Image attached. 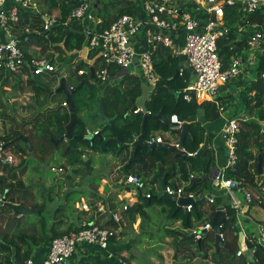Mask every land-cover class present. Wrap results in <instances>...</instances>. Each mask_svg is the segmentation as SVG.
<instances>
[{
    "label": "trees",
    "instance_id": "trees-1",
    "mask_svg": "<svg viewBox=\"0 0 264 264\" xmlns=\"http://www.w3.org/2000/svg\"><path fill=\"white\" fill-rule=\"evenodd\" d=\"M50 4V8L58 7L60 9L61 19H65L68 15L70 5V0H47ZM95 3L96 7V17L101 18V21L96 24V29L101 30L104 27L109 26V24L118 16L128 13L133 14L134 5L129 0H110L108 3L112 4L113 7H117L116 13L113 14H103L99 9L101 6V0ZM180 8L184 12H188L192 17L197 19L199 25L202 27L208 21L210 15L206 13L202 8H196L195 4L189 0H182L179 2ZM20 19L23 24L33 22H40L41 13H32L25 9H19ZM53 13V12H50ZM224 16H230V21L227 22L228 25L233 24L234 22L239 21V24H262L264 22V5L256 9L252 13H243L238 5L235 6H225L224 7ZM237 28L232 27L229 29V32L223 37L217 40V50L221 58L222 68H226L230 63L231 56H239L240 51L247 47V41L245 39L235 41ZM86 34L83 31V27L80 25V22H72L71 24L63 25L60 20L55 24L50 30L44 31L41 34H31V41L24 47V51L28 52L29 45H33L34 42L42 43L43 45H48V43H55L57 41L65 40V46L67 48L80 49L85 42ZM58 48V47H53ZM66 57L59 56V66L64 64ZM166 60H163L160 64H156V71L158 72L160 79L156 87L151 91V95L146 99L144 103L145 111H149L151 114L160 113L161 116L166 114L171 115L173 112L183 113L184 117L187 110H193L192 100L187 101L183 98L184 91L182 90L187 85V70L184 69L183 75H176L177 65L179 64L178 58L171 57L170 53L167 54ZM68 58H66L67 60ZM69 63V62H68ZM77 69H89L91 66L87 62H78L75 64ZM95 66V64H94ZM181 68V67H180ZM77 69H73L70 72L69 78L67 79L68 84L71 86L77 85L81 79L87 78L91 79L93 83L96 84L95 87L91 88L86 85H82L77 89L73 94V99L75 106L77 107L76 111V121L72 125L71 132L74 136L69 144L68 140L61 139L57 144H54V141L65 132L64 125L69 122L70 115L68 108L63 106L61 103L65 98H59V94H64L62 92H54L53 89V79H47L46 82L41 76L30 77L24 81V85L19 80H15V77H6L3 72H0V79L4 78V85L10 86L13 90L18 89L21 94L24 92L31 93L32 103H27L21 106L22 110H26L30 115L28 118L20 119L15 114L16 113V101H12L11 110L8 112L9 102H0V111L1 115L4 117L2 120L9 118L12 120L15 125L10 127L7 132L2 131V136L0 137L5 143V150L12 148L14 154L18 157L20 156V161L16 165L0 163V195L2 196L6 191V200L9 202H18L21 197L22 190H25V205L39 210L36 220L26 219L24 216L12 215L10 214V209L0 205V252L3 254L0 257V264H17L22 262L30 257L31 248L33 245L41 244L45 241H51L54 237L67 234L69 236L74 235L80 229L85 227L79 219V215L76 213L71 220L69 212L65 209V205H60L55 208H52L49 222L48 219L43 215V210L49 206V202L53 200L50 189L45 188L42 190H37L33 193H30V188L33 187L31 184H26L25 181L19 179V173L22 175L24 173L23 169L28 165L29 158L28 156L35 150L42 153L50 152L53 148L59 151L65 158V163L59 164L60 168H65L67 171L66 179L68 181L72 180L71 174L74 175V180L76 177L82 176L85 177L91 173L95 161L92 158L84 160V155L87 152H95L101 154L111 153L114 156H121L125 152L123 158H121L122 164H124L129 159V144L134 140V138L142 134L147 140L151 139L150 131L163 127L161 123L155 121L152 117H147L145 122L142 123L143 113L138 112L133 114V118L130 121L125 123H117L118 119H122L127 115V111L134 105L135 100L142 93V85L136 77H130L127 75H122V78L117 83L112 85L101 84L102 87L98 90V81L95 78L90 77V71L82 75H78ZM258 75L264 71V53L261 54L258 58L257 67ZM119 73V69L114 70L112 73ZM58 73V72H57ZM9 76V75H7ZM53 77V76H52ZM11 80L14 82H11ZM17 82V83H15ZM13 83V84H12ZM3 85V86H4ZM255 90L254 96L251 97L247 103L246 107L251 109H257V117L260 119L264 115V86L259 78H257L254 85L251 87ZM2 92L4 91L1 89ZM172 90L178 91L177 94H174ZM5 92V91H4ZM10 97H14L15 94L9 93ZM102 99L103 112L107 118L111 120L105 124V120L100 116L92 117L98 110L99 99ZM1 101V100H0ZM47 102L56 103L55 106L45 107L43 112L38 109L39 105H46ZM254 103L250 106V103ZM15 104V106H14ZM199 107L203 108L205 111V117L207 119H213L218 117V109L214 102L204 101ZM173 111V112H172ZM80 112H86V116L83 117L78 115ZM16 115V117L14 116ZM176 114V113H175ZM177 116V115H176ZM101 119V123L98 126H95L94 129H98L99 133L105 137L110 138L108 141L100 139L98 136L94 137L89 141L85 134L86 129H89L87 122H94L96 119ZM152 122L153 126H148V123ZM166 122V120H165ZM29 126L28 131H21V128ZM258 123L254 119L244 120L240 122V128L236 136L238 139V162L234 169H227L224 172L226 179H232L237 181L240 186L253 187L254 184V174H258V170L261 173H264V143L260 140L258 134ZM92 129V130H94ZM168 130V129H167ZM24 134L28 136L29 143L32 149V152L28 150L27 146L21 140H17L19 134ZM200 137H197L195 134L191 140L192 144L191 153L197 151L198 143L200 142ZM19 142H22V145H17ZM85 144L88 148H84ZM61 145L63 147L61 148ZM10 148V149H11ZM31 152V153H30ZM169 151L157 148L153 151V155L147 153V149L143 146L137 147L135 151L134 158L126 165V168L123 170L122 167L119 169L121 173H124L126 176L129 174L130 168L135 165L140 166L141 171H151L157 167L159 164L160 167L167 164V154ZM189 160L192 163L195 161L197 166H191L190 174L194 170L201 171L198 162L195 159L194 155L188 156ZM198 159V158H197ZM204 161L205 170H208L209 167L213 164V151L208 147L204 148L199 156L198 160ZM69 169L71 171H69ZM19 170V171H18ZM176 167L173 166L168 171V174L175 175ZM18 171V172H16ZM54 171V170H51ZM148 171V172H149ZM185 173L187 178L190 174L187 171L182 170ZM69 172V173H68ZM125 176V177H126ZM7 178H10L11 181L5 184ZM101 176L94 179L91 178V182L88 180L82 179L83 183H92V187L89 189H84V193L89 197H92L94 202H90L89 206L91 211H95L97 206L95 203L101 202L107 206V210H115L118 205H121L124 201L119 200L117 195L110 193L108 195H101L97 191V186L101 180ZM165 184H168L167 178L164 179ZM142 183L145 184L144 181ZM122 184V183H121ZM123 185L121 187L124 190H133V186ZM57 186L60 187V181H57ZM120 186V185H119ZM122 186V185H121ZM207 186V181L204 178H200L198 181L190 177L189 184L185 187L186 192H193L196 195L205 194ZM257 188L259 184L256 185ZM68 195V192H66ZM156 195L153 194L151 198H145L142 195L138 196V199H144L148 202L153 200H159L154 198ZM166 201L168 204L172 203V209L169 212V218L175 219L179 217V212L181 209L175 211V204L172 201L168 200H159ZM75 210H78L75 207L76 200L73 202ZM202 202H196V206ZM252 204H260L264 208V193H260L258 199L253 200ZM251 204V205H252ZM195 206V213L193 212L196 220H201L203 222H210L211 217L207 216L201 218V212L198 207ZM223 207L226 212V220L221 226V233L224 236V242L222 245L216 249L213 245L215 231L211 227L208 231L205 232L199 245L197 241L193 239H182L180 236L184 233L179 232L178 230L166 228V232L170 236L175 237L174 248L175 254L174 258L178 253H187L185 255L189 259L199 258V261L196 264H253L249 262L244 253L237 255L236 251L238 250V228L235 226L236 222V213L235 210L230 206V204H223ZM130 210L134 213H139L141 217H145L146 212L144 210V205L141 200V204H132L129 207ZM128 210L124 212V218L128 223L132 220V215L129 217ZM193 209V210H194ZM214 210L216 208H213ZM192 210V211H193ZM82 211V210H81ZM190 211V212H192ZM99 218L103 217V214L98 215ZM182 218V223L184 228H189L192 225L191 215L188 212V215H184ZM98 223V220L96 221ZM264 223V221H262ZM106 226H115V223L110 219H106L104 224ZM248 249H253V258L255 264H264V249L260 245H256L254 242H250L249 239H246ZM224 244H228L230 248L226 247ZM179 246V247H178ZM49 247V246H48ZM98 249V248H97ZM100 250V249H99ZM73 257V256H72ZM99 253L89 254L85 257H82L77 263L78 264H98L100 262ZM124 260H128L125 257H122ZM128 262V261H127Z\"/></svg>",
    "mask_w": 264,
    "mask_h": 264
},
{
    "label": "built area",
    "instance_id": "built-area-1",
    "mask_svg": "<svg viewBox=\"0 0 264 264\" xmlns=\"http://www.w3.org/2000/svg\"><path fill=\"white\" fill-rule=\"evenodd\" d=\"M14 1L17 3L16 5L6 7V0H0V72L9 75V77L20 76V79L26 81L30 77L52 75L56 76L57 81H59L60 77L68 78L70 72L77 69L73 68L76 63L85 61L92 67L94 76L99 83L112 85L120 81L122 75L130 69L136 59L145 81L150 88H154L159 82L160 76L154 67L153 57L158 46L163 45L168 49L171 57L184 58L194 72L192 82L187 81V85L183 88V98L187 101L192 100V93L195 96L205 97L215 103L220 114H222L224 107L217 99L219 87L236 78L244 70V64L239 56H231L229 65L224 69L222 68L221 58L217 50V40L229 32V28L222 23L224 7L238 5L243 13L248 14L264 5V0H189L195 4L196 8H202L210 15L209 21L201 27L197 19L180 8L179 2L182 0H142V7L147 19L142 20L133 14L125 13L115 18L109 26L101 30L93 27L83 28L86 39L80 49L67 48L65 40L62 39L57 43L38 45L35 52L30 53L34 46L29 45L28 52L24 51V47L30 43L31 34H41L48 31L60 20L63 25L80 22L87 15L94 1L72 0L69 2L70 9L65 19L60 18V13L46 14L37 29L29 24L23 25L19 15L18 5L28 6L32 3V0ZM212 15H214L215 21L211 20ZM254 25L258 26V29L254 30L246 40L248 47L251 49L260 47L261 42L264 40V22L262 24L255 23ZM180 29L185 32L184 40L182 45L176 46L170 34ZM237 30L241 31L240 28H237ZM139 33L143 34V47L137 53L134 48V40ZM53 47L60 48L63 57L79 54L74 60L69 61L68 64L71 70L69 69L67 74L60 75V72L57 73L56 65L59 63L58 58L60 55L58 56L57 53L52 52ZM83 50L86 51L85 58L82 57ZM260 55L259 53L256 57L259 58ZM116 69H119V73H112ZM87 71L83 68L77 69L76 74L82 75ZM178 74L182 76L183 72L180 70ZM258 78L264 86V71L258 75ZM61 104L67 107L65 101ZM138 112L144 111L141 107L133 110V113ZM170 119L172 123L180 122L175 114L171 115ZM250 119H254L258 123V134L260 140L264 143V115L260 119L247 116L225 117L220 136L226 152V161L223 167L213 175V179L219 188L227 191L235 189L236 192L241 193L242 197L240 199L230 198L229 202L235 210L237 219L241 216L240 214L247 215V208L255 200L254 192L247 186H240L237 181L226 179L224 172L227 169H234L238 162V139L236 134L239 131L240 122ZM173 128L171 127V129ZM98 133V129H86L85 136L88 137ZM64 140L67 139L64 138ZM155 141L161 142L162 139L157 137ZM194 153L189 152L188 155H194ZM0 163L16 164V157L11 151L5 150V143L1 138ZM192 176L190 174V177ZM261 176L258 189L264 192V173ZM124 182L131 184L145 198H151L154 194L153 190L144 189V183L137 175H127ZM162 192L192 199L193 202L183 206L186 212L192 211L196 202L214 203L212 196L206 193L196 195L193 192H186L184 187L180 185L165 184L164 190L161 189ZM1 204H3V201L0 195ZM78 204L85 211L90 209V206L82 201ZM128 204V202L123 203L119 210H107V206L103 203H96L95 214L107 213L108 219L113 221L116 227H109L94 220L85 221L82 223L85 227L74 235L63 234L51 239L48 252L43 260L35 262L29 257L17 264H69L77 248L84 245L106 250L109 242L116 238L120 224L125 221L123 213L129 209ZM209 229H211L210 222H205L201 226L192 229L193 240L195 242L200 241ZM219 238L222 241L220 245H222L224 236L221 232ZM246 239L264 249V223H258L255 232L243 236L242 243L236 251L237 255L246 251L253 255V249H248ZM108 255L110 256V254Z\"/></svg>",
    "mask_w": 264,
    "mask_h": 264
},
{
    "label": "crops",
    "instance_id": "crops-1",
    "mask_svg": "<svg viewBox=\"0 0 264 264\" xmlns=\"http://www.w3.org/2000/svg\"><path fill=\"white\" fill-rule=\"evenodd\" d=\"M133 3V15H135L137 18L139 19H147V15L142 7V0H129ZM17 3L14 0H6V7H11L16 5ZM18 9L22 8L25 9L27 11H30L32 13H41L40 14V22L36 23L33 21H30V23H27L29 25H31L33 28H38L40 26V24L42 23V19L44 17V15L46 14H50V12H55V14L60 13V9L58 7L55 8H50V4L47 0H32V3H30L28 6H20L18 5ZM20 11V10H19ZM117 11V10H116ZM116 11L114 13H116ZM94 10H92L90 12L89 15H86L81 21H80V25L83 28H95L96 24H98L101 21V18H97L96 15L93 14ZM96 12V10H95ZM113 14V13H111ZM125 14V13H124ZM21 18V17H20ZM230 16H223L222 18V23H224L225 26H227L229 29H231L232 27H236V28H240V32L237 30L236 32V36H235V41H239L242 39L247 40V37L254 31L258 29V26H255L254 24H239V21L234 22L231 25H228L227 22L230 21ZM22 23V21H21ZM23 24V23H22ZM26 25V24H23ZM184 34L185 32L183 30H178V31H174L170 34L174 45L176 46H180L183 43L184 40ZM142 40H143V34L139 33L135 40H134V48L136 50L137 53H139L140 50H142ZM57 43V42H56ZM38 45H42V43L39 42H34L33 43V49L30 51V53H34L35 49ZM54 50L52 52L57 53L58 56H62V51L60 48H53ZM257 53L256 50L254 48H249L248 45L247 47L243 48L240 52V59L242 61V63L244 64V70L234 79L230 80L229 82H227L224 85H221L218 89V93H217V99L219 101V103L224 107V110L222 111V114H218V117L213 118V119H207L205 117V111L203 108L199 107V105L204 102V101H209L207 98H202L201 96H195V100L196 103H193L194 107L193 110H187L186 115L184 117L183 113H177V112H173L171 113V115H177V119L180 121L179 123L186 121L189 124V130L191 132V136L189 134H186V136L184 137L183 140V149L189 153L191 151V147L192 144L189 140H191V138H193L194 134L197 137H200V135H202V138L200 139V142L198 143V148L204 143V138L207 137V141H208V148L211 149L213 151V164L209 167L208 170H205L204 167V161L203 160H198L197 157H195L196 161L198 162L201 171L198 170H194L191 171L193 172V178H195L197 181L200 178H204L207 181V186H206V190L205 193L212 196L214 198V203L213 204H209L207 202H202L200 203V211L203 213V218L210 216L212 217V215L214 214L215 210L213 208H217L219 206L223 207V204H230V198L232 199H240L242 197L241 193L236 192L235 189L232 191H227L224 189H221L217 186L216 181H214L213 179V175L216 173V171L219 169H221L223 167V165L225 164L226 161V152H225V148H224V144L223 141L221 139L220 136V132L224 123V118L228 117H237V116H247L249 118H255L257 117V109H251L249 110L246 107V103L247 101L254 96L255 90L252 89L251 87L254 85V83L256 82L257 78H258V71L256 69L257 67V62H258V58L256 57L257 54H263L264 53V40L261 42L260 47L257 48ZM243 52V54H242ZM82 57L85 58L84 56L86 55V51L83 50L82 53ZM167 54L169 55L168 49L166 47H164L163 45H159L158 49L153 57V62H154V67L156 64H160L163 60H166V56ZM77 56H79V54L77 55H72L70 57H66L68 58L66 60L63 61L64 64H61V67L58 69L59 63L57 66V72L62 73V71L64 70V68L69 67L68 62L74 60ZM179 60V64L177 65V67H179L178 72L181 70L182 72H184V69L186 68L187 70V79L190 82H192V80L194 79V73L189 71L188 68L185 66L186 61L184 58H180L177 57ZM59 60V59H58ZM70 63V62H69ZM181 67V68H180ZM156 69V67H155ZM158 73V72H157ZM253 73H255L256 77H254ZM125 75L130 76V77H136L139 82L142 85V92L143 89L146 87H149L148 83L145 81L141 70L139 69V66L137 65V61L135 59L133 65L130 67V69H128L125 73ZM123 74V75H124ZM179 75V74H177ZM6 77H9L5 74ZM176 76V75H175ZM4 78L2 77L0 79V87L5 91H3V93H6L7 96L5 97V102H9V105L11 107V102L15 101L14 98H17L20 95H24V94H30V92H24L21 94V92L16 89L13 90L10 86H7L6 84L4 85ZM15 80H19L21 81V83L24 85V81L23 79H20V76H16ZM41 78L44 79H53V83H57L58 81L55 80L52 75H43L41 76ZM90 82H92L91 79H89ZM11 82H13L11 80ZM14 83V82H13ZM12 83V84H13ZM17 83V82H15ZM93 83V82H92ZM117 83V82H116ZM4 85V86H3ZM54 86V84H53ZM98 86H100L99 88H101L102 86L100 84H98ZM155 88V87H154ZM154 88H150L149 87V94H145V97L142 100V105L139 106L137 104V98L135 100L134 105L127 111V115L122 118V121L125 123L126 121H130L133 118V111L132 108L134 106L136 107H141V109L144 112L141 113H145V109H144V103L146 101V99L149 98V96L151 95V91ZM8 90V91H7ZM183 90V89H182ZM9 93L11 94H15L14 97H10ZM142 94V93H141ZM4 95V94H3ZM2 95V98H3ZM59 98H64L65 96H63L62 94L58 95ZM65 101V98L63 99ZM17 102V101H16ZM29 103H32L34 105V103L32 101H30ZM56 103H50L47 107H52L55 106ZM254 103H250V106L253 105ZM24 105V104H23ZM22 105H20L21 108ZM22 110V108H21ZM12 112V110H11ZM23 112H27L26 110H23ZM30 114V113H29ZM158 114V113H157ZM154 115V114H153ZM156 115V114H155ZM171 115L169 116V114H166L165 116H161L160 114V119H155L156 122L161 123L163 125V127L151 130L149 133L151 135V139L155 140V138L157 137H161L162 141L158 142V143H169L170 145H175V143H177V138L174 136L175 133L178 132V128L176 126H173L174 123L171 122ZM101 120V119H100ZM166 120V122H165ZM102 121V120H101ZM99 122V123H96ZM145 121L142 120V123H144ZM94 123L96 124V126L100 125V121L98 119H96L94 121ZM178 124V123H177ZM148 126H153L152 122L148 123ZM171 127H174L173 129H171ZM168 129V130H167ZM146 139V138H145ZM147 140V139H146ZM149 141V140H147ZM197 148V150H198ZM157 149V148H156ZM128 152L130 153V146L128 149ZM178 150L177 151H173L168 153L167 156V164H165L164 166H161L158 164L157 167L155 166V168L151 171L149 170H145V171H141L139 172V165H135L134 167L130 168L129 170V174H134L139 176L141 179L142 177H145V180L143 181L146 183L147 188L145 187L144 184V189L146 190H153V193L155 195H160L161 194V187H160V179L158 177V172L160 171L164 176V179L167 178V182L168 184L171 185H180L183 186L184 189L185 187L189 184L190 182V175L186 178L185 177V173H183L182 170L187 171L188 174H190L189 169L191 170V166L195 165L197 166V163L194 161L192 163V161L189 160L188 156L183 159L182 157H180L178 155ZM196 152V151H195ZM109 154L111 153H107L106 155L109 156ZM105 155V156H106ZM125 155V152L122 153L121 156L117 157L115 156L116 159V164L115 165V169L114 171H108V172H100L99 176H101V180L99 182V185L97 186V191L99 194L101 195H108L110 193H114V195H117L119 200L124 201L123 203H129V207L132 204H141V199H138V196H141V194L139 193V191L137 189H133V190H124L121 187H123V185H126L124 180H125V174L120 172V168L123 166L122 162H121V158H123ZM130 157V154H129ZM96 161V160H95ZM97 162H95L96 164ZM173 166L176 167V172L175 175L172 174H168V171L173 168ZM149 171V172H148ZM210 173V176L207 177V174ZM91 174V173H90ZM128 174V175H129ZM112 175V176H111ZM122 183V184H121ZM120 185V186H119ZM122 185V186H121ZM130 185V184H127ZM85 188L89 189L92 187V184L90 183H85ZM132 186V185H131ZM157 188V189H156ZM158 190V193L157 191ZM90 200V201H89ZM169 201V200H168ZM82 202L86 203L89 205L90 202H94V200L92 199V197H88L86 200H83ZM101 203V202H96ZM95 203V205H96ZM123 203H121V205H118V207H116L115 210H119L121 208V206L123 205ZM174 203V202H173ZM175 204V211L177 204ZM196 206V204H195ZM198 207V205L196 206ZM160 211L162 214L166 215V223H168L169 226H172L171 229H175L178 230L181 233H184V235H190L192 229L201 226L202 224H204L205 222L201 223V220H196L195 216L191 217V221H192V225L189 228H184V224L182 223V218H175V219H171L169 218V212L172 209L171 207L164 205L162 207H160ZM224 208V207H223ZM263 207L260 204H253L250 205L247 208V215L245 216V214H240L241 216L236 217V222H235V226H237L238 228V245L240 246L243 240V236L250 234L251 232H255L256 228H257V224L262 222L264 220V210L262 209ZM179 209H183V206L180 207ZM91 210V209H90ZM91 213L93 212V215L91 216L90 219H88L87 221L90 220H94L95 222L98 220V222L100 224H104V221L108 218V214H104V213H99V214H95L94 213L96 211H90ZM131 215H132V220L130 221V223L127 222V220L125 219L123 225L120 224V228L117 235L121 236L118 237L116 236V238L112 239L109 244H108V248L106 250H99L97 249V247L95 246H88V245H84L81 247L77 248V251L74 253L71 262L69 264H78L77 262L82 258L85 257L86 255L89 254H94V253H99L100 255V262H98V264H150L149 259H148V255L146 256L144 262H141L140 260H138V256L140 255V249L142 247L143 242H145L147 245L146 248L147 250H149L148 254H150L151 258L150 260H152V256L156 255L158 253V250H162L161 253L164 254H170L172 257V259L169 260V263L164 262V264H190L188 258L183 257L184 255L187 256V253H178V255L176 256V258H174V254H175V248H174V243H175V237L170 236L169 233L166 232V228L169 227H165L163 226V233L162 235H158L157 236V232L161 231L160 226L157 227L156 229H149V231L147 230V232L145 233L143 230V225L144 223L141 220V215L139 213H134V211H131ZM195 213V209L192 211ZM192 212H189L190 215L192 214ZM89 213V212H87ZM188 213V212H187ZM100 214H103V217L99 218ZM124 214V213H123ZM184 215L185 214V210H184ZM93 217V218H92ZM130 217V216H129ZM183 217V216H181ZM227 218V216H226ZM69 219H72L69 218ZM161 220L163 218H160ZM148 220V219H147ZM165 220V219H163ZM169 221V222H167ZM138 224V228L140 230V232L137 230V228L133 229L135 224ZM211 222V220H210ZM128 225V229L129 232H126V229H122V227H124L125 225ZM177 224H180V228H178ZM110 227V226H109ZM116 227V224H115ZM122 229V230H121ZM126 232V234H125ZM242 233V238L239 240V233ZM129 234V235H128ZM180 236V238L183 239V236ZM129 236V237H128ZM131 236V237H130ZM142 236V237H140ZM140 237V238H139ZM147 238H150V240H148ZM165 240V242H164ZM170 240V241H169ZM169 243V244H168ZM48 246H49V241H45L41 244L38 245H33L31 248V253H30V257L35 261V262H39L41 260H43L48 252ZM141 246V247H140ZM179 247V246H178ZM110 254V256L108 255ZM122 257H125L126 259H128L127 261L122 259ZM129 257V258H128ZM158 260H162V256L158 255ZM186 259V260H185ZM177 260H182L185 261H177ZM163 264V263H161Z\"/></svg>",
    "mask_w": 264,
    "mask_h": 264
},
{
    "label": "rangeland",
    "instance_id": "rangeland-1",
    "mask_svg": "<svg viewBox=\"0 0 264 264\" xmlns=\"http://www.w3.org/2000/svg\"><path fill=\"white\" fill-rule=\"evenodd\" d=\"M71 1L72 0H70V2ZM93 1H94V3L92 4V7L88 11L87 15H89L92 10H94L93 14L96 15V12H95L96 8H94L95 0H93ZM97 1H99V0H97ZM101 1H102L101 2L102 4H101L99 9L102 11L103 14H111V13H114L118 9L117 7H113L112 4L108 3L110 0H101ZM255 50H256V53H257L258 49L256 48ZM242 54H243V52H242ZM239 55H240V53H239ZM73 68H76V65L73 66ZM69 69H70V67L64 68V70L62 71V73L60 75L67 74L69 72ZM253 75H254V77H256L255 73H253ZM53 77H56V76H53ZM68 78H66V80ZM14 79H16V78H14ZM48 80H45V81L47 82ZM55 80H57V78H54V81ZM98 84H99V82H98ZM55 87H56V83H54L53 89H55ZM97 87H98V90H99L100 86L97 85ZM1 89L2 88L0 87V100H1L0 102L5 103V97L4 96H7V94L3 93ZM172 91H173L174 94L178 93V91H176V90H172ZM145 94H149V87H146V89L144 88L142 94L137 99V104L139 106L142 105V100L145 97ZM2 95H3V98H2ZM14 100L17 101L16 102V106H15V104H14V106H15V109H16V113L15 114L18 116V118H20V119L28 118V116L30 114L28 112H23V110H21V108H20V105L27 104L30 101H32L30 94L26 93L24 95H20L17 98H14ZM49 104H50V102H47L46 105H44V104L39 105L38 109L43 112V109H45V107H47ZM2 111H0V134L2 133V131L7 132L10 127H13L15 125V123L12 120H10L9 118H6L5 120H2V118L4 119V117H2V115H1ZM8 112H9V109H8ZM15 114H14V116L16 117ZM78 115H81V116L85 117L86 116V112H80ZM98 120L101 122L100 118ZM87 123H88L87 126L91 130L94 129L95 126H96V124L94 122L89 121ZM96 123H99V122H96ZM117 123H122V119H118ZM20 130L24 131V132L28 131L29 130V126L25 127V128H21ZM22 142H19L17 145H19V146L22 145ZM81 146H83L84 148H88L85 144H83ZM62 147H63V145H61V148ZM10 148H9V151H11V153H13V155L16 157V164H18V162L20 161V156L18 157L16 154H14V152L12 151V148L11 149ZM30 151L32 152V149ZM105 155L106 154L95 153V152H87L84 155L83 159L87 160L88 158H92V159H94V161L96 160L95 162H97L94 165V167H93V169L91 171V174H88L85 177H82V176L76 177L75 180H74V175L71 174L72 180L68 181V179H66V174L67 173H65L67 171V169L59 167V166H61L59 164L65 163V158L61 154H59L58 150L53 148L50 152H48V153L45 152V153H42V154L40 152L34 150L31 153V155L28 156V158L30 160L28 162V165L25 166L24 169H23L24 173H22V175L19 173V175H18L19 177L18 178L21 179L22 181H25L26 184H31V186H33L29 190L30 193H33V192H35L37 190H42L43 191L45 188L50 189L52 197H53V200L50 201L49 202V206H47V208L45 210H43V215H45V217L48 219V222H49L50 215H52L51 214L52 208H55L57 206L66 204L65 205L66 206L65 209L69 212L68 215L71 216V217H74L76 215V213H77L79 215V219L83 223V222H85V221H87L88 219L91 218V216L93 215V212L91 213L90 209L88 211L83 210L84 208L78 204V203H81V201L86 200L89 197L88 195H86L84 193V189H87V188H85V186H84L85 183H83L82 179H85V180H88L89 182H91L92 181L91 178H94V179L98 178L100 172H105L106 173L108 171H111V172L114 171L115 165H117L115 156L112 155V154H109V156H107V155L105 156ZM67 166H68V169H69V165L68 164H67ZM51 170H54V171H51ZM18 171H16V172H18ZM69 171H70V169H69ZM260 171L258 170L259 173L258 174H254V182H253L254 186L253 187H249L251 189V191L254 192V199H258L257 196H259V194L263 192L262 190H259L257 188V186H256V185H258L260 183V180L262 178V176H261L262 173ZM70 173H71V171H70ZM142 179L144 181H146L145 177H142ZM10 181H11V179L7 178L5 184L9 183ZM57 181H60V187L56 185ZM145 187L147 188L146 183H145ZM132 188L134 189V187H132ZM156 191L158 193V190H156ZM66 192H68V195H66ZM25 194H26V192H25ZM75 200H76L75 207L78 210L81 209L82 211L80 210V211L77 212L75 210L74 205H73L74 204L73 202ZM141 200H142V203L144 205V210L146 212L145 217L144 218L141 217V220L144 223L143 230H144L145 233L147 232V230L149 231V229H151V230L153 228L156 229L157 227L160 226L161 231L157 232V236H158L160 234L162 235L163 226L169 227V228L172 227V226H169L168 223H166V220H167L166 219V215L162 214L161 211H160V209H161L160 207H162L164 205H167V206L172 208V203L168 204L166 201H162L161 202L159 200H153V201H150V202H148V201H146L144 199H141ZM87 203L88 202H86V204ZM200 205L201 204L199 203L198 204V209L199 210H200ZM262 209L264 210V208H262ZM87 212H89V213H87ZM37 215L38 214H31L29 217L32 220H36V218H37L36 216ZM94 215H95V213H94ZM181 216H184V210L183 209L180 210L178 218L180 219ZM193 216H194V214L192 212L191 217H193ZM28 218H26V219H28ZM160 218H163L165 220H163V219L161 220ZM201 218H203V213L202 212H201ZM69 220H71V219H69ZM167 222H169V221H167ZM123 223L124 222H122L121 225H123ZM177 225H178L177 227L180 228L181 225L180 224H177ZM135 228H137V230L140 232L137 222H136V224H135L133 229H135ZM122 229H126V232H129V230H127L128 229V225L127 224L124 227H122ZM126 232H125V234H126ZM117 236L121 237L119 235H117ZM140 237H142V236H140ZM147 239L150 240V238H147ZM164 242H165V240H164ZM145 245H147V244L145 242H143L142 247L140 246L141 247V249H140L141 253L138 256V260H140L141 262H144V260H145L147 255H148V259H149L150 264H161V263L164 264V262L169 263V260L172 259L171 258L172 256L170 254H164V253H161L162 250H158V253L156 255H153L152 256L153 259L150 260L151 256H150V254H148L149 250H147ZM158 255L162 256V260H160V259L158 260L157 259ZM2 256H3V254L0 252V257H2ZM187 256H188V254H187ZM177 261H182V260H177ZM190 261H192V262H190V264H196L199 261H201V259L192 258ZM182 262L185 263V261H182Z\"/></svg>",
    "mask_w": 264,
    "mask_h": 264
},
{
    "label": "water",
    "instance_id": "water-1",
    "mask_svg": "<svg viewBox=\"0 0 264 264\" xmlns=\"http://www.w3.org/2000/svg\"><path fill=\"white\" fill-rule=\"evenodd\" d=\"M98 2V1H97ZM97 4H94V8H96ZM211 20L215 21V17L214 15L211 16ZM185 66L188 68L189 71L193 72L192 68L189 66V64L186 62ZM178 69L179 67H177V70L175 72V75L178 74ZM90 71V77L94 78V73H93V69L92 67L89 68ZM194 73V72H193ZM82 85H86L87 87H89V91L91 90V88L95 87L96 84L90 82L89 79L87 78H83L81 79V81L75 85V86H71L70 84H68L67 80L65 77H60L57 86L54 89V92H62L65 96V103L67 105L68 108V112L70 115V119L69 122L64 125V129L65 132L60 135L55 141L54 144L56 145L57 142H59L61 139L66 138L69 141V144H71V140L72 138H74L72 132H71V128L72 125L75 123L76 121V111H77V107L75 106L74 103V99H73V94L74 92L79 89ZM192 101L193 103H196L195 100V95L194 93H192ZM8 108H9V113H11V107L8 104ZM137 107L134 106L132 108V111L135 110ZM100 116L102 119L105 120V124H107V122H109L111 119L107 118L103 112V106H102V99H99V103H98V110L97 112L92 116ZM147 117H152L155 119H160V113L153 115L150 112H145L143 114V121H145V119ZM173 126H176L178 128V132L175 133V137L177 138V145H170L169 143H158L153 139H150L149 141H147L142 134L137 135L134 140L129 144L130 145V157L128 159V161H126L123 166L122 169L124 170L126 168V165L134 158L135 156V151L137 147L143 146L147 149V153L149 155H153V151L156 148H162L165 149L169 152H173V151H179L178 155L180 157H182L183 159H185L188 156V153L183 149V140L184 137L186 136V134H189L191 136V132L189 130V124L186 121H183L181 123H174ZM98 136L100 139H104L105 141H108L110 138H105L103 137L100 133L98 134H92L91 136L86 137L89 141H91L94 137ZM17 140H21L24 142V144L27 146L28 150H31V146L29 143V139L27 135L24 134H19L16 138ZM208 147V141H207V137L204 138V143L198 148V150L194 153V156L199 158L201 151ZM158 177L160 179V187L162 190H164L165 188V181H164V175L159 171L158 172ZM210 176V173L207 174V177ZM6 191L4 192V194L2 195V201H3V205L6 206L7 208L10 209V214L12 215H18V216H24L25 218H28L31 214H38L39 210H35L32 209L28 206L25 205V190H22L21 193V197L20 200L18 202H9L6 200ZM154 198L159 199V200H169L172 201L174 203L177 204L176 210H178L180 207L189 204L190 202H193L192 199H190L189 197H177L176 194H172L169 195L165 192H162L160 195H156ZM132 210L129 209L128 211V215L131 216V212ZM186 216L188 215V213L185 211ZM226 220V212L225 209L221 206L217 207L214 214L211 217V227L214 229L215 231V235H214V242L213 245L214 247H216V249L219 247V245L221 244V239L219 238V233L221 232V226L222 224L225 222ZM242 238V233H239V240ZM183 239H193V235H184ZM197 244L199 245V241H197ZM226 247L230 248V246L228 244H224ZM245 258L253 263H254V258L253 255L249 252L246 251L244 253Z\"/></svg>",
    "mask_w": 264,
    "mask_h": 264
},
{
    "label": "bare ground",
    "instance_id": "bare-ground-1",
    "mask_svg": "<svg viewBox=\"0 0 264 264\" xmlns=\"http://www.w3.org/2000/svg\"><path fill=\"white\" fill-rule=\"evenodd\" d=\"M216 248V247H215Z\"/></svg>",
    "mask_w": 264,
    "mask_h": 264
}]
</instances>
